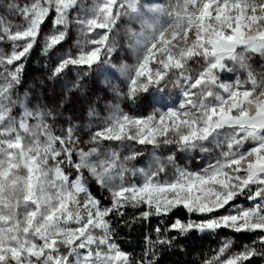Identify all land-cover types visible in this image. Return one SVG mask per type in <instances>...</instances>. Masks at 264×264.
Returning a JSON list of instances; mask_svg holds the SVG:
<instances>
[{
    "label": "snow or ice",
    "instance_id": "1",
    "mask_svg": "<svg viewBox=\"0 0 264 264\" xmlns=\"http://www.w3.org/2000/svg\"><path fill=\"white\" fill-rule=\"evenodd\" d=\"M49 17L43 55L68 40L73 24L79 34L77 51L60 55L49 79L70 66L90 71L108 63L125 20V45L135 62L109 64L127 80L126 92L115 85L110 90L131 101L151 90L161 94L152 102L162 110L138 117L112 102L106 117L87 125V140L71 124L58 133L56 112L18 92L27 56ZM0 45V264H157L159 249H172L178 237L220 229L256 238L234 252L233 240L225 238L201 264L264 260V71L251 63L253 56L264 58V0L11 3L0 15ZM87 74L67 91L79 89ZM170 86L180 89L175 106L165 103ZM97 115L90 107L88 116ZM106 142L150 145L153 162L147 169L131 166L143 151L122 155ZM169 145L179 152L218 150L219 156L202 173L177 167L165 180L161 175L176 155L157 152ZM89 178L109 193V205L90 190ZM238 197L251 205H236ZM181 207L189 218L165 224ZM127 208L142 209L131 223L160 218L139 258L116 241L112 217L124 218Z\"/></svg>",
    "mask_w": 264,
    "mask_h": 264
},
{
    "label": "rangeland",
    "instance_id": "2",
    "mask_svg": "<svg viewBox=\"0 0 264 264\" xmlns=\"http://www.w3.org/2000/svg\"><path fill=\"white\" fill-rule=\"evenodd\" d=\"M29 0H0V15H7V6L11 3L24 4ZM155 2L164 3L165 0H155ZM94 0H81V4L84 7H91ZM78 10H74L72 13L73 19L77 15ZM14 22H22L19 17H13ZM127 21L121 20L118 28L121 31L118 37L117 50L111 54L110 61L108 63H101L98 66L94 65L92 70L87 68L70 66L65 73L55 79H49L51 76V69L39 70V72H26V65L31 62V55L27 56L25 66L23 70L22 85L18 89L21 96L27 94L34 104L46 106L56 112V131L59 133L62 129H66L69 124L73 126L77 134L80 136L81 141L87 140V125L89 123L97 124L100 120L109 114V104L112 102H118L120 107L124 110L132 107V113L134 116H147L149 112L152 114L157 110H162V105L159 103H153V95L159 97L161 94L150 93L146 94L145 98L138 104H134L131 100L126 98L117 99L113 96L111 88L113 85L118 86L122 91H127V80L124 75L111 68L109 64H116L117 66L122 63L129 65L134 64L135 58L131 51L126 48L125 36L123 35V29L126 26ZM135 27V25H133ZM52 30V17H49L45 23L41 26V36L39 43L43 47L44 37ZM79 38V34L76 29V25L73 24L67 41L59 45L53 53H49L46 57L51 58V62L56 64L60 55H63L66 51L71 50L73 53L77 51L76 41ZM3 45H0L2 47ZM106 58L102 56V61ZM252 67L258 72H262L264 58L253 56ZM88 72L81 79V87L77 90L68 92L67 89L71 86V83L76 81L78 77L83 73ZM232 74H225L227 79ZM234 78V77H233ZM165 103L168 106H175L180 99V89L169 87L165 94ZM90 107H95L98 113L96 119H91L88 116ZM106 146L117 147L122 155H127L132 150L143 151L144 155L136 161L131 162V166L136 168L147 169L149 164L152 163V147L142 146L129 142L126 145L111 144L106 142ZM250 146V145H249ZM176 155V166L173 175L168 176L166 174L161 175V179L172 180L176 174V168H182L191 173H202L210 163H214L219 156V151L215 150L210 153L195 152H179L175 145H169L160 149L157 155L166 157L170 154ZM87 175V174H86ZM136 180H142V177L137 175ZM89 186H97L102 193H108L106 190L101 189L94 180L89 178ZM109 194V193H108Z\"/></svg>",
    "mask_w": 264,
    "mask_h": 264
},
{
    "label": "trees",
    "instance_id": "3",
    "mask_svg": "<svg viewBox=\"0 0 264 264\" xmlns=\"http://www.w3.org/2000/svg\"><path fill=\"white\" fill-rule=\"evenodd\" d=\"M54 51L55 50H53L51 53ZM30 55L32 59L31 62L26 65L25 73L27 71L39 72V70H42L44 67V70H48L55 66V64L51 62L50 57L43 55L42 46L39 41L32 49ZM262 71H264V64ZM145 96L146 94H140L135 101L131 102L136 105L142 101ZM132 107L124 110V112L133 115ZM149 114L151 113L149 112ZM175 166L176 164L168 165V169L165 174L168 176L173 175ZM89 187L93 194L101 199L104 205L110 204L108 193H102L101 190L95 185H91ZM234 203L241 207H249L252 202L246 200L244 197H238ZM140 211H142V209L127 208L125 210L124 218H118L115 216L112 217L113 225L116 230L117 243L124 251L131 253L135 258H139V256L142 255L146 247V236H151L153 239H155L156 233L154 228L157 226L160 219L158 217H152L149 221L141 220L131 223L132 218L134 216H138ZM176 218L187 220L189 216L186 210L181 207L176 209L165 219V224L172 223ZM191 218L193 220L201 219V217L196 214H193ZM123 220H128L130 223L124 224ZM169 235L175 236L176 233L171 232ZM225 238H231L233 240V246L230 251L234 252L239 251L244 244L251 243L256 237L254 234L248 233L236 234L228 229H220L215 234L208 232L202 234L192 231L187 236L178 237L174 242V247L172 249H169L166 246L161 247L159 249V259L157 264H201V261L205 257L211 256L216 250L219 249L221 242ZM252 264H264V260H261L260 258H254Z\"/></svg>",
    "mask_w": 264,
    "mask_h": 264
}]
</instances>
